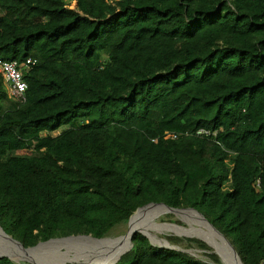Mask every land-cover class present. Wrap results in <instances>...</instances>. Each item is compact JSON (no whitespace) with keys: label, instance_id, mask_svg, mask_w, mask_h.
<instances>
[{"label":"trees","instance_id":"16d2710c","mask_svg":"<svg viewBox=\"0 0 264 264\" xmlns=\"http://www.w3.org/2000/svg\"><path fill=\"white\" fill-rule=\"evenodd\" d=\"M70 1L0 0V58L37 60L22 104L0 75V227L99 239L164 203L264 264V0ZM209 249L134 232L113 264H222Z\"/></svg>","mask_w":264,"mask_h":264},{"label":"rangeland","instance_id":"374dc122","mask_svg":"<svg viewBox=\"0 0 264 264\" xmlns=\"http://www.w3.org/2000/svg\"><path fill=\"white\" fill-rule=\"evenodd\" d=\"M76 6H77L76 0L70 1L71 8H76ZM19 152L29 153V151L27 150H22ZM152 206H157L158 210L150 213V215H148L149 217L147 216L148 219L146 221L147 223L149 221V224H153V225L156 224L155 225L156 227H159L160 229H162V231L154 232L153 234L155 236L157 235L156 237L159 238L160 240L162 239L164 243H166L167 245L174 246L176 248L181 249L182 246L184 245L185 239L192 237V236H199L203 238L207 243L210 244V242L204 236H202L198 232L194 231V229H192V228L203 229L204 231L208 230L206 227L202 226L201 224L199 225L200 223L199 220H201L202 218L198 213L194 211L177 210V211H182L184 213L183 215L180 216L177 211L171 210L167 207L160 206V205H150V206H146L145 208L139 209L134 214V216L138 212L143 211L147 207H152ZM140 213L142 215V212ZM196 219L197 220L199 219L198 223ZM190 220H193V221H190ZM130 223L131 221H129L126 224L122 223L116 226L112 231H110V233H108L102 239H96V238L89 237V236L74 237L77 239L78 238L84 239L83 244H80V245H76V244L73 245V243L67 242L66 241L67 239L53 240V241L46 242V244L41 243L40 244L41 246L38 245L39 247H42V245L43 246L46 245V246L41 249V252L39 251L37 253L38 255L36 257H32L25 253L19 252L20 250H25V249L19 244L13 242L12 240H8L4 238L1 232L2 235L0 236V253L2 254V252L8 250L4 254H8L12 258V260H14L18 264H111L113 262H110L111 260L107 261L108 258L105 253L106 251L113 249L112 244L113 243L115 244V242L118 239L126 237L128 235V231L130 229ZM168 227H173V228L175 227V228L171 231L164 229ZM179 230L182 232H180ZM171 237L179 238V239L178 241L171 240L170 239ZM63 240H64V243L62 242ZM153 242L155 241L153 240ZM155 244H159V242H155ZM38 246L37 248H39ZM211 247L212 249L210 248L209 252H212V250H214L218 254V256L222 259V255L218 253V251H216L217 249L213 245H211ZM186 250L200 259L207 260V256L204 255L205 250H201L198 248H188ZM234 254L236 255V257H238L235 252ZM118 255L111 257V258H115Z\"/></svg>","mask_w":264,"mask_h":264},{"label":"bare ground","instance_id":"6f19581e","mask_svg":"<svg viewBox=\"0 0 264 264\" xmlns=\"http://www.w3.org/2000/svg\"><path fill=\"white\" fill-rule=\"evenodd\" d=\"M160 206H164V205H160ZM164 207H166V206H164ZM156 210H158L157 206L147 207L143 211H140V212H142V215L140 212H138L134 217H132L131 223H130V229L128 231V235L126 237L118 239L115 242V244L113 243L112 244L113 245L112 250L106 251L105 254L107 255V258H108L107 261H110V260L113 261L114 258H111V257H114V256L121 253L120 255H118V257H115V259H118L128 249L130 237H132V234L135 231H141V232L149 235L151 238H153L152 240H154L155 242H159V244H161V245H167L166 243H164V241L162 239L160 240L159 238H157L156 237L157 235L155 236L153 234L154 232L162 231V229H160L159 227H156L155 226L156 224L155 225L149 224V221H148V223L146 221L148 219L147 216L150 215V213L155 212ZM175 211H177V210H175ZM177 212L180 216L184 214L182 211H177ZM198 220H197V223H198ZM190 221H193V220H190ZM199 222H200L199 225L201 224L202 226L206 227L208 230L204 231L203 229H195L192 227L191 228L194 229V231L201 234L202 236H204L210 242V245H213L217 249L216 251H218V253H220L222 255V260H223L224 264H243L242 261L238 257H236V255L234 254V251L230 248V245L227 243V241L220 234H218L214 228H212L210 225H208V223H206L203 219L199 220ZM174 228L168 227V228H164V229L171 231ZM180 232H182V231H180ZM8 240H10V239H8ZM66 241L73 243V245L74 244L80 245V244H83L84 239L68 238ZM62 242L64 243V240ZM39 246H41V245H39ZM45 246L42 245V247H39V248L36 247V249L32 248V249H27V250L25 249V250H20V251L18 250V251L21 253H25L29 256L36 257L38 255L37 253L39 251L41 252V249ZM65 246H67V245H65ZM7 251L2 252V254L6 253ZM0 255H1V253H0Z\"/></svg>","mask_w":264,"mask_h":264},{"label":"built area","instance_id":"2783aa9c","mask_svg":"<svg viewBox=\"0 0 264 264\" xmlns=\"http://www.w3.org/2000/svg\"><path fill=\"white\" fill-rule=\"evenodd\" d=\"M37 60L33 57H28L23 61L5 60L0 58V75L2 76L7 88L9 97L16 103H24L26 100L25 92L28 87L24 79V73L35 66ZM198 135L209 134L205 129H199L196 132ZM171 136L169 133L166 137Z\"/></svg>","mask_w":264,"mask_h":264},{"label":"water","instance_id":"95a60500","mask_svg":"<svg viewBox=\"0 0 264 264\" xmlns=\"http://www.w3.org/2000/svg\"><path fill=\"white\" fill-rule=\"evenodd\" d=\"M152 205H164V206H166L164 203H154V204H152ZM166 207H168V206H166ZM169 209H172V210H182V209H174V208H171V207H168ZM140 209V208H139ZM138 209V210H139ZM190 210H192V211H194V212H196V213H198L199 214V212L198 211H196V210H194V209H190ZM200 215V214H199ZM201 216V218L206 222V223H208V225H210L212 228H214L215 230H216V232L218 233V234H220L226 241H227V243L230 245V247L234 250V252L237 254V252H236V250H235V248L232 246V244L230 243V241L224 236V234H222L218 229H216L205 217H203L202 215H200ZM132 218V217H131ZM131 218H130V220H131ZM129 220V221H130ZM182 227V226H181ZM1 232H2V234H1ZM135 232H140V233H142L143 235H145L149 240H150V242L152 243V244H154V245H157V246H159V247H164V248H171V249H179V248H176V247H174V246H170V245H161V244H155L154 242H153V240H152V238L149 236V235H147V234H145V233H143V232H141V231H135ZM4 236V238H6V239H10V240H12L13 242H15V243H17V244H19L20 246H22L24 249H30V248H35V247H37L38 245H40L41 243H46V242H49V241H52V240H61V239H68V238H74V237H79V236H89V237H93V236H91V235H71V236H67V237H62V238H52V239H50V240H48V241H44V242H39L36 246H33V247H28V248H25L20 242H18L17 240H15V239H13L11 236H9L8 234H6L4 231H3V229L0 227V236ZM190 236V235H189ZM192 237H197V238H199V239H201L203 242H205L206 244H208L209 245V247L212 249V247H211V245L209 244V243H207L203 238H201V237H199V236H192ZM94 238V237H93ZM97 239V238H96ZM99 239H102V238H99ZM128 250V249H127ZM126 252V251H125ZM212 252H214L217 256H218V254L214 251V250H212ZM3 256H8V257H10L8 254H1L0 255V257H3ZM237 256H238V254H237ZM219 257V256H218ZM11 258V257H10ZM120 258V257H119ZM119 258L115 261V262H117L118 260H119ZM12 259V258H11ZM219 259H220V261H221V263L222 264H224V262H223V260L219 257ZM115 262H113V263H115ZM113 263H111V264H113Z\"/></svg>","mask_w":264,"mask_h":264}]
</instances>
